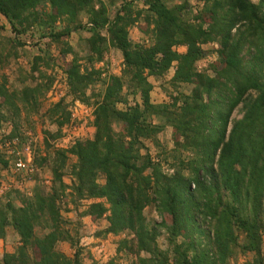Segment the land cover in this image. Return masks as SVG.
I'll list each match as a JSON object with an SVG mask.
<instances>
[{
  "label": "trees",
  "instance_id": "obj_1",
  "mask_svg": "<svg viewBox=\"0 0 264 264\" xmlns=\"http://www.w3.org/2000/svg\"><path fill=\"white\" fill-rule=\"evenodd\" d=\"M141 1L142 7L133 0H0L14 35L35 29L60 46L68 94L93 107L94 128L91 138L53 150L47 189L37 186L18 206L11 200L0 205V239L8 227L18 236L0 264H80L78 235L61 216L69 211L62 207L67 187L75 210L81 200H105L78 213L105 217L103 233H133L136 259L127 264H229L237 253L252 254L246 264H264V0H195L196 7L189 0ZM139 22L148 43L130 36ZM82 30L89 36L79 57L67 40ZM208 43L216 44L211 52L217 60L199 71ZM110 48L122 56L119 75L94 66ZM170 69L167 86L161 85L169 101L152 102L149 77L161 80ZM33 75L38 82L19 90L0 81V126L21 109L38 111L52 79ZM238 106L242 114L232 119ZM45 115L59 129L71 113L62 99ZM168 127L173 148L166 154L162 147V157L153 158L146 141L161 146L159 136ZM16 131L14 124L7 138ZM70 156L75 160L67 171ZM167 157L172 173L161 166ZM0 163L7 161L0 157ZM67 172L70 187L63 180ZM151 204L168 220L148 226L143 209ZM160 228L167 232L166 249L157 244ZM60 241L75 248L71 257L56 248Z\"/></svg>",
  "mask_w": 264,
  "mask_h": 264
},
{
  "label": "rangeland",
  "instance_id": "obj_2",
  "mask_svg": "<svg viewBox=\"0 0 264 264\" xmlns=\"http://www.w3.org/2000/svg\"><path fill=\"white\" fill-rule=\"evenodd\" d=\"M133 1L138 7L143 6L141 0ZM180 1L182 0H173V2ZM253 1L257 2L258 0ZM189 2L193 6H197L195 0H189ZM119 3L111 7L110 13L112 15L119 8ZM141 26V22H139L132 27L130 36L136 42L148 43L149 37L140 30ZM88 36L89 33L82 30L73 32L67 40L79 57H84L85 55L84 40ZM18 42H21L22 45H19ZM204 47L209 53L205 58L197 62L199 71H203L217 60L216 54L211 52L216 47V44L208 43ZM177 49L180 52L185 51L184 46H180ZM0 50L5 55V61L0 64V81H4L9 90H19L27 84L34 85L38 81L31 80L32 78L29 76L33 74L35 79L43 82H46L47 78L52 79V83L45 95L39 99L40 105L37 112H27L21 109L18 116L2 122L0 126V157L7 161L6 165L0 163V205L6 204L8 200H11L14 205L18 206L22 198L33 195L37 186L40 185L47 189L50 185L52 173L49 156H51L53 150L67 149L76 140L92 137L94 132L91 124L93 107L79 100H74L68 94L66 74L61 67L60 46L48 44L46 38H39L35 29H30L19 36L14 35L5 17L0 14ZM244 53L245 51H243ZM39 56L42 59L38 60L36 71L33 72L32 68L35 65L34 62H36L35 58ZM71 57L72 55L69 54L66 59L70 60ZM246 58L247 56L244 54V59ZM81 62L85 64L84 60ZM94 66L98 69H106L107 73L119 75L122 69V56L119 51L110 48L104 55V59L96 62ZM39 74L42 77H38ZM172 74L173 69H170L161 80L149 77L150 82L153 84L150 92L152 102L169 101L161 85L167 86V80L171 78ZM169 88L171 87L169 86ZM183 89L188 91L189 86L183 87ZM62 99L67 104L71 116L70 121L58 129L54 123L49 121L45 114L49 107ZM129 99H132V97L130 96ZM241 114L238 106L234 109L231 118H239ZM14 124L17 125L16 136L9 140L7 136L13 131ZM159 139L161 141V146L159 147L153 142L146 141V147L153 158H157L159 153L162 157V154H164L162 147L166 150V154L173 148L171 128H166L163 134H160ZM43 158H45V161H43ZM19 159L25 163V166L17 169L15 163ZM74 160L73 156L69 157L65 170L69 171L70 164ZM171 162L170 157H167L166 162L162 161L161 166L164 172L172 173L174 171L170 167ZM63 180L70 187L72 179L68 172L63 175ZM99 182H104L103 178H100ZM65 192L67 197L63 201L64 206L62 207L68 208L69 211H61V216L69 221L66 228L78 235L77 246L80 252V264H106L111 259L119 264H127L136 259V252L133 250L134 245L132 244V239L135 237L132 232L125 230L119 234L103 233L104 228L108 226V221L105 217L92 220L88 215L79 216L78 213L86 209L91 202L105 201L104 199L81 200L77 204V210H75L74 204L69 201L70 188L67 187ZM143 216L148 226L159 225L164 220H168L165 215H160L154 204L148 205L143 209ZM159 230L160 233L156 238L157 244L160 248L166 249L168 248L167 232L164 228ZM42 233L41 230H37L39 236ZM17 245L18 236L12 228L8 227L5 237L0 239V258L4 252H13ZM56 248L69 257L73 255L75 250L74 247L65 241L58 242ZM261 251L264 255V236L262 238ZM140 255L148 257L146 252H140ZM251 258V253H237L235 257L230 259L229 264H246Z\"/></svg>",
  "mask_w": 264,
  "mask_h": 264
},
{
  "label": "built area",
  "instance_id": "obj_3",
  "mask_svg": "<svg viewBox=\"0 0 264 264\" xmlns=\"http://www.w3.org/2000/svg\"><path fill=\"white\" fill-rule=\"evenodd\" d=\"M15 166H16L17 169H20V168H22V167L25 166V163H24L21 159H19V160L15 163Z\"/></svg>",
  "mask_w": 264,
  "mask_h": 264
}]
</instances>
